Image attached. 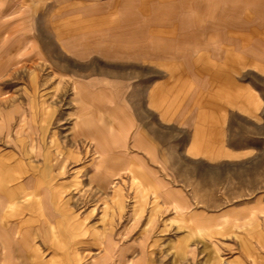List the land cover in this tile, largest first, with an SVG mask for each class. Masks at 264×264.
Instances as JSON below:
<instances>
[{
  "label": "rangeland",
  "instance_id": "obj_1",
  "mask_svg": "<svg viewBox=\"0 0 264 264\" xmlns=\"http://www.w3.org/2000/svg\"><path fill=\"white\" fill-rule=\"evenodd\" d=\"M10 4L38 53L0 106L32 104L36 138L0 143V218L32 239L0 264H264V0Z\"/></svg>",
  "mask_w": 264,
  "mask_h": 264
},
{
  "label": "crops",
  "instance_id": "obj_2",
  "mask_svg": "<svg viewBox=\"0 0 264 264\" xmlns=\"http://www.w3.org/2000/svg\"><path fill=\"white\" fill-rule=\"evenodd\" d=\"M11 0H0V74H8V76L16 77L20 71V68L17 66L25 61V58L28 59V55L30 53H38L36 50V45L33 43L28 44L25 42L24 37L19 38L17 35V31L13 29L12 25L14 24V18L18 14V9L14 8L10 4ZM76 93L80 92L79 84L76 86ZM3 103L11 100V98L2 99ZM23 103H20L17 106H10V108H1L0 106V143L2 144H10V147L7 151L14 153V156L19 157L20 143L19 141L32 142L36 138V128L34 124V115L30 111L32 104L28 105L27 110L23 107ZM83 110H80L82 112ZM84 112V111H83ZM82 112V113H83ZM76 126V125H75ZM74 131L73 134L79 139H87V134L78 129ZM125 132V143L126 146L127 141L129 139V129L124 128ZM97 130V129H96ZM135 136H138L137 134ZM136 137H134L135 139ZM1 144V146H2ZM19 148V149H18ZM27 154L29 158L36 159L37 152L34 148H30L27 150ZM51 160V158H50ZM109 160V159H108ZM52 165H50L51 167ZM31 167V169H30ZM35 165L30 166L28 171L25 170H17L13 173V177L15 178L13 183L15 189H22L27 192H31L35 194L37 188L38 179L35 176ZM107 177L106 175L104 176ZM106 185H109L110 180L107 177ZM12 181L4 182L0 178V189L3 188L11 189L9 184ZM12 184V183H11ZM0 190V204L2 203H14L20 200L19 197L6 196ZM27 202H35L41 203L42 201H55L58 200L55 197H43L39 198L37 201L35 197H28ZM182 207L180 205L174 206V210L178 211ZM4 213L0 218V242L4 245L2 247V251L0 252V262L4 259L9 258V250H5L6 247L10 244V242L14 241L19 244H25L29 240L30 231L29 229L19 227L18 224H15L12 219L15 218L12 214ZM45 222V223H44ZM47 224V221H43L42 225ZM16 226V227H15ZM22 228V229H21ZM53 235V231L51 233ZM37 258H35L36 260ZM39 260V258L37 259ZM36 263V262H35Z\"/></svg>",
  "mask_w": 264,
  "mask_h": 264
}]
</instances>
